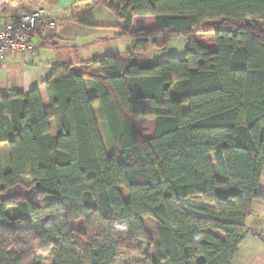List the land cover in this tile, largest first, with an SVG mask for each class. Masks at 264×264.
Listing matches in <instances>:
<instances>
[{
    "label": "trees",
    "instance_id": "1",
    "mask_svg": "<svg viewBox=\"0 0 264 264\" xmlns=\"http://www.w3.org/2000/svg\"><path fill=\"white\" fill-rule=\"evenodd\" d=\"M90 7L115 15L130 42L123 57L52 67L51 113L37 89L0 92V264H40L35 251L48 250L52 264H117L139 253L148 220L149 264H231L252 203L264 200V0ZM144 16L155 27L132 31ZM176 38L186 40L183 59L138 60ZM140 118L154 121L152 135H140Z\"/></svg>",
    "mask_w": 264,
    "mask_h": 264
},
{
    "label": "crops",
    "instance_id": "2",
    "mask_svg": "<svg viewBox=\"0 0 264 264\" xmlns=\"http://www.w3.org/2000/svg\"><path fill=\"white\" fill-rule=\"evenodd\" d=\"M60 0H0V27L5 23L22 16L27 12V8H31L32 6H42L41 4L52 5L51 8L56 13L59 11H63V14L69 16V7H73V11L75 14L83 13L86 18L88 13H93L100 11L103 7L96 8L94 10H90V2L87 1H73L70 4L61 7L59 6ZM54 5V7H53ZM69 11H68V10ZM86 10L87 11H83ZM105 9V8H104ZM153 20L154 18L151 17ZM67 19V18H66ZM63 20L61 21V25L56 32H42L45 33L46 36H50L54 42L52 44L46 45V41L48 37L42 35L41 39L35 38L33 43L35 45L34 53L25 57V56H14L11 54H7L5 60H0V92L5 93L7 95H23L31 91L32 89H37L40 98L42 101L43 109L46 113L52 112V106L50 103L48 88L46 82L50 79L52 67L61 66L65 63H73L77 61H88L93 58H99L96 55L87 60H78L75 55L74 61H67L65 63H47L44 67L36 66V70H27L26 65L35 66L34 55L39 57L38 49L45 48L47 46L52 47V49H56L59 45L58 42L69 41L75 36H82L85 40L83 46L85 49L90 50V47L93 46V43L96 41H104L105 38L100 36V38H96V35L102 33L101 28L104 29L106 25H98V24H89L84 21V19H80L78 23H73ZM137 21V17H134L132 20L131 30L133 31L135 23ZM101 27V28H100ZM155 27V23L151 25L149 29H153ZM100 28V29H99ZM145 29L144 27H139L137 29ZM136 29V30H137ZM148 29V30H149ZM114 34L118 37L121 33L114 32ZM49 39V38H48ZM74 50L77 48H73ZM79 49V48H78ZM77 51V50H76ZM75 51V52H76ZM123 57L122 55L118 54ZM25 57V58H24ZM50 129L51 136H57L56 122L55 119H51L50 121ZM55 130V132L53 131ZM8 151L4 148L3 150V162L5 167H8ZM259 193L264 195V171L262 172L260 184H259ZM248 234L241 242L238 252L233 258L231 264H264V241L261 238H258V234L264 233V200H255L250 208V211L246 218L245 223Z\"/></svg>",
    "mask_w": 264,
    "mask_h": 264
},
{
    "label": "rangeland",
    "instance_id": "3",
    "mask_svg": "<svg viewBox=\"0 0 264 264\" xmlns=\"http://www.w3.org/2000/svg\"><path fill=\"white\" fill-rule=\"evenodd\" d=\"M73 1L79 2L81 0H60L59 6L63 7L68 3L70 4ZM83 1L91 2V0H83ZM115 2L117 5L120 6H123L125 4V0H115ZM47 4L45 5L42 3L41 4L42 6L34 5L31 8H27L28 11L25 12V14L23 15H29L39 10H43L45 16L41 18L43 19L42 22L44 21L42 32L44 31L45 32L49 31L50 33L56 32L58 31L61 25V21L68 18V14L67 15L63 14V11H59L58 13H56L54 10L51 9L52 5H47ZM73 9H74L73 7L72 8L69 7V10H71V12L75 14ZM90 10H94V8L92 9L90 7ZM83 11H87V9L86 10L82 9V12ZM71 12L69 13L71 14ZM83 13L79 12L78 15L76 16L78 21L80 19L81 20L84 19V21L89 24H93V25L98 24V25L107 26L104 29L100 27L102 33L96 35V38H100V36H103V38H105L104 41L94 42L93 46H91L90 50H88L85 49L83 46V43L85 42L84 38L82 36L77 35L69 41L64 40L63 42H58L59 46L56 49H52V47H49L52 44V42H54V40L50 39L52 37L46 36L45 33H41V34L38 33L37 34L38 39H41L43 37L42 35L49 38L43 40V42L46 41L45 42L46 45L49 46L45 48H39L38 49L39 57H36L37 55L33 56V58L35 59V66L26 65L25 68L27 70L34 71L36 70V66L41 68L44 67L47 63L61 64L67 61H74L76 58L78 60H87L93 58L96 55L97 57H99V59H101L105 57V55L120 54L124 56L127 53V51L130 49V42L129 40L126 39H120L119 36L117 37L114 34V32L120 33V31H118L119 23L115 15L111 11L103 8L100 11L97 10V12L95 11L93 13H88L86 18H83L85 14ZM153 23H155L154 20L149 16L137 17V21L135 23L133 31H135L139 27H144L145 29H149ZM50 24H54V27L50 28ZM194 38L201 41L206 46L209 47L212 46L213 36L211 34L199 33V34H195ZM73 48H77V49L74 50ZM186 49H187L186 40L184 38H176L171 40L165 47L161 49L150 48L146 53H143L138 60L149 61V62H161L167 60L169 57H177L179 59H183L185 56ZM32 53H34V51ZM186 109L187 107L184 106V111H186ZM133 123L136 129L139 131L140 135H142V137H148L154 133L155 124L154 121L151 119L148 118L133 119ZM53 131L55 132V130ZM188 205L200 207V208L204 207V208H208V210H212V207L203 204L199 199H191L188 202ZM143 224L146 232V240L145 242L140 243L139 253H136V255H130L127 252H124L121 254V257L119 258L117 264H149L150 261L149 258L151 257L154 251V248L151 246L157 240L156 226L153 224V222L149 220L144 221ZM35 260L40 264H52L53 263L52 251L49 250L35 251Z\"/></svg>",
    "mask_w": 264,
    "mask_h": 264
},
{
    "label": "built area",
    "instance_id": "4",
    "mask_svg": "<svg viewBox=\"0 0 264 264\" xmlns=\"http://www.w3.org/2000/svg\"><path fill=\"white\" fill-rule=\"evenodd\" d=\"M45 16L43 10L29 15L17 17L0 27V60L3 61L7 54L14 56H28L34 51V43L27 37L32 34L38 21ZM54 24H50L53 28ZM264 241V233L258 234Z\"/></svg>",
    "mask_w": 264,
    "mask_h": 264
}]
</instances>
